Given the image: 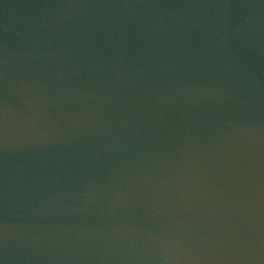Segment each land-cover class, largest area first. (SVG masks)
<instances>
[{"label":"water","instance_id":"1","mask_svg":"<svg viewBox=\"0 0 264 264\" xmlns=\"http://www.w3.org/2000/svg\"><path fill=\"white\" fill-rule=\"evenodd\" d=\"M0 264H264V0H0Z\"/></svg>","mask_w":264,"mask_h":264}]
</instances>
